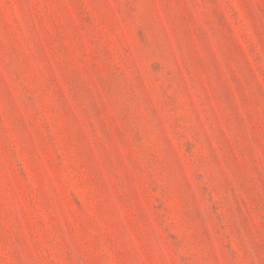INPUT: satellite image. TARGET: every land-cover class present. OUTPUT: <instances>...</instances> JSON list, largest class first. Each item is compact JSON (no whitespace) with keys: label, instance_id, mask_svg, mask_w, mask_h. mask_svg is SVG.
I'll return each instance as SVG.
<instances>
[{"label":"rangeland","instance_id":"1","mask_svg":"<svg viewBox=\"0 0 264 264\" xmlns=\"http://www.w3.org/2000/svg\"><path fill=\"white\" fill-rule=\"evenodd\" d=\"M0 264H264V0H0Z\"/></svg>","mask_w":264,"mask_h":264}]
</instances>
